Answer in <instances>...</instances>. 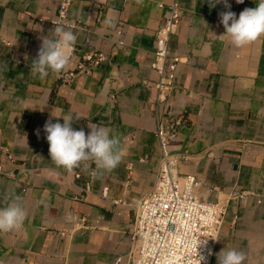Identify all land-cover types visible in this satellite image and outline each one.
<instances>
[{"label":"crops","instance_id":"crops-1","mask_svg":"<svg viewBox=\"0 0 264 264\" xmlns=\"http://www.w3.org/2000/svg\"><path fill=\"white\" fill-rule=\"evenodd\" d=\"M173 1L180 17L168 51L180 60L169 99L187 122L169 151L179 175L201 181L203 198L217 191L227 201L210 264L223 248L264 264V37L236 48L220 37L219 16L238 18L259 0H227L230 9L224 0L211 8L207 0H70L66 19L76 28L57 22L61 0H0V207L19 195L27 212L19 229L0 233V264H129L132 205L159 165L153 51ZM54 24L77 40L70 66L40 80L32 60ZM87 53L105 59L63 82ZM71 113L75 130L87 135L96 124L119 135L123 156L112 172L90 179L91 169L68 173L51 161L44 125Z\"/></svg>","mask_w":264,"mask_h":264},{"label":"built area","instance_id":"built-area-1","mask_svg":"<svg viewBox=\"0 0 264 264\" xmlns=\"http://www.w3.org/2000/svg\"><path fill=\"white\" fill-rule=\"evenodd\" d=\"M69 5L70 0H61L57 22L76 28L75 23L66 19ZM158 6L162 7V4ZM179 17V5L173 1L167 5V15L155 34L153 68L157 80L152 85L155 91L153 135L159 147L160 159L153 187L132 205L134 219L129 232V264H200L199 256L205 257L201 264H210L227 208V201L220 200L217 191L213 199H205L199 194V179L193 175H179L178 155L169 151L170 143L187 122L183 114L172 111L169 99L180 59L169 54L168 44ZM104 59L102 53L84 54L76 65V71L65 73L61 80L69 81L79 72L88 73ZM5 154L7 160L13 162L10 152L6 150ZM0 175H4L1 167ZM89 178L92 176L89 175ZM240 196L232 193L229 198ZM118 202L114 200L113 203ZM204 240L206 243L199 244Z\"/></svg>","mask_w":264,"mask_h":264},{"label":"clouds","instance_id":"clouds-1","mask_svg":"<svg viewBox=\"0 0 264 264\" xmlns=\"http://www.w3.org/2000/svg\"><path fill=\"white\" fill-rule=\"evenodd\" d=\"M207 2L211 8L221 0ZM236 3L242 4L244 0H236ZM224 5L229 9L231 7L227 0H224ZM219 16L225 29L220 37H227L228 42L236 48L248 46L264 37V0H259L255 8L244 9L238 18L230 10L221 12ZM106 23L111 24L112 20ZM54 25L50 34L42 37L37 58L32 60L31 75L40 80L46 79L50 73L59 75L70 66L71 53L77 40L73 31L66 30L60 24ZM6 70V65H0V74ZM55 118L57 122L53 123L50 118L45 123L44 131L47 133L51 161L58 168L62 167L71 173L74 169L83 167L85 170L91 169L90 175L99 178L104 173L112 172L121 163L123 153L118 134L110 133L109 129L96 124L88 125L90 132L87 135L83 129L75 130L72 127L73 113ZM60 118L63 123L59 122ZM92 164L95 165L94 168ZM26 218L27 212L21 203V197L17 195L6 207H0V233L19 229ZM202 243H206V240L199 244ZM203 260L205 257L199 256L200 264ZM245 261L246 254L235 248H223L217 254V264H244Z\"/></svg>","mask_w":264,"mask_h":264}]
</instances>
